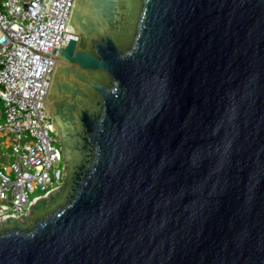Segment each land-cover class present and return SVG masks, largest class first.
<instances>
[{
	"label": "water",
	"instance_id": "obj_1",
	"mask_svg": "<svg viewBox=\"0 0 264 264\" xmlns=\"http://www.w3.org/2000/svg\"><path fill=\"white\" fill-rule=\"evenodd\" d=\"M54 57L70 188L0 264H264V0H74Z\"/></svg>",
	"mask_w": 264,
	"mask_h": 264
},
{
	"label": "built area",
	"instance_id": "obj_2",
	"mask_svg": "<svg viewBox=\"0 0 264 264\" xmlns=\"http://www.w3.org/2000/svg\"><path fill=\"white\" fill-rule=\"evenodd\" d=\"M73 3L0 0V136L13 138L3 145L10 160L0 163L1 223L28 216L39 197L61 185L62 163L43 106Z\"/></svg>",
	"mask_w": 264,
	"mask_h": 264
},
{
	"label": "flooded vegetation",
	"instance_id": "obj_3",
	"mask_svg": "<svg viewBox=\"0 0 264 264\" xmlns=\"http://www.w3.org/2000/svg\"><path fill=\"white\" fill-rule=\"evenodd\" d=\"M94 76L95 77H99V74L98 73H94ZM49 89H50V85H49V88H48V91H47V97H46L45 109L44 110H45V114H46V116L48 118L49 124L51 126V130H52V133H53L54 139H55V144H56V147H57V150H58V153H59V157H60L61 163H62V181H61L60 187L64 186V190L62 192V195L57 200V204H59L64 199L65 194L67 193V191L70 188V182L68 181V177H69L70 171H69V169H67V167L69 165L68 161L71 160L72 156H71L69 151H66L63 148V145H62V142H61L62 136L57 134L55 126H54V120L50 116V114L46 111V106L49 103ZM63 128L66 130V127L64 125H63ZM47 212H49V208H46L43 212H41L38 215L32 216L29 219V222H31V221H33L35 219H38L39 217H42Z\"/></svg>",
	"mask_w": 264,
	"mask_h": 264
},
{
	"label": "crops",
	"instance_id": "obj_4",
	"mask_svg": "<svg viewBox=\"0 0 264 264\" xmlns=\"http://www.w3.org/2000/svg\"><path fill=\"white\" fill-rule=\"evenodd\" d=\"M12 136H0V163H2L3 161H7V159H9V155H5V153L8 151L7 149H9L8 147L6 148L4 145V142L7 144H10L12 142ZM10 150V149H9ZM5 156H4V155Z\"/></svg>",
	"mask_w": 264,
	"mask_h": 264
},
{
	"label": "rangeland",
	"instance_id": "obj_5",
	"mask_svg": "<svg viewBox=\"0 0 264 264\" xmlns=\"http://www.w3.org/2000/svg\"><path fill=\"white\" fill-rule=\"evenodd\" d=\"M8 151L6 152L9 156L11 155V150L7 149ZM10 159H7V161Z\"/></svg>",
	"mask_w": 264,
	"mask_h": 264
}]
</instances>
